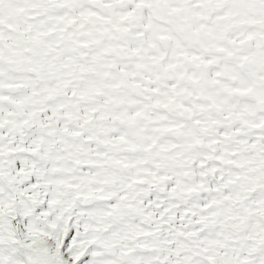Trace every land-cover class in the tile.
<instances>
[{
  "label": "snow or ice",
  "instance_id": "snow-or-ice-1",
  "mask_svg": "<svg viewBox=\"0 0 264 264\" xmlns=\"http://www.w3.org/2000/svg\"><path fill=\"white\" fill-rule=\"evenodd\" d=\"M0 264H264V0H0Z\"/></svg>",
  "mask_w": 264,
  "mask_h": 264
}]
</instances>
